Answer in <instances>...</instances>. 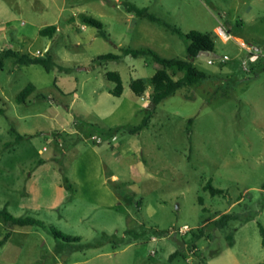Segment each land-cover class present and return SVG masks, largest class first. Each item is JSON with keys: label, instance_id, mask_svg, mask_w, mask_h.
Listing matches in <instances>:
<instances>
[{"label": "rangeland", "instance_id": "1", "mask_svg": "<svg viewBox=\"0 0 264 264\" xmlns=\"http://www.w3.org/2000/svg\"><path fill=\"white\" fill-rule=\"evenodd\" d=\"M127 1L185 34L215 35V53L194 61L209 78L164 100L141 131L161 66L124 49L188 60L187 42L128 13ZM51 25L53 37L39 34ZM5 50L51 56L55 66L7 59L0 71V209L48 227L0 218V264L264 261V0H0ZM106 54L120 58L98 60ZM109 72L121 75L120 97ZM137 79L148 83L142 96L131 88ZM30 84L35 91L18 102ZM209 181L224 194L206 191ZM225 213L255 218L216 228Z\"/></svg>", "mask_w": 264, "mask_h": 264}, {"label": "trees", "instance_id": "2", "mask_svg": "<svg viewBox=\"0 0 264 264\" xmlns=\"http://www.w3.org/2000/svg\"><path fill=\"white\" fill-rule=\"evenodd\" d=\"M125 7L130 14H134L139 18L148 19L149 21L156 23L164 28H167L174 34H178L180 37L184 38L187 42V54L188 60L180 59H165L158 55L155 51L150 49H124L125 55H130L132 57L139 56H152L154 60L161 66V68L154 74L151 79L152 93L150 94V106L148 114L144 118L141 125H139L134 131H141L144 128H147L150 124V121L155 113L156 107L161 104L167 98L176 94V92L185 87L195 86L202 81L209 78V75L205 74L199 70L195 65L194 61L197 59L201 52H208L210 54L215 53V35L214 34H205L198 31H191L188 34L183 33L176 27L169 25L163 19L157 17L156 15L149 12L147 8H141L135 4L127 1L125 2ZM84 21L86 24L97 28L102 34H104V25L97 19L85 17ZM57 27L51 25L40 30L39 34L44 37H53L56 34ZM120 57L113 54L102 55L98 60H118ZM14 59L15 62L19 65H40L43 66L48 72L52 71L55 62L51 56L48 57H33L29 54H21L20 52L13 50H5L0 54V71L3 70L5 60ZM171 70L173 74H180L179 78L175 79L174 75L169 72ZM107 78L116 84V87L111 90V93L120 97L123 94L124 87L121 75L116 72L107 73ZM147 81L144 79H137L132 82L131 88L135 94L142 96L147 87ZM35 91V86L33 84L28 85L17 97V101L22 103L24 102L32 93ZM193 120H190L192 123ZM22 136L18 135V140H22ZM204 189L209 191L213 196L222 195L224 191L217 189L213 186L212 181H209ZM264 207V205H263ZM0 218H2L7 225L10 227L20 226H37L41 228H48L45 223L39 219H36L32 216L27 217H15L13 216L7 208L0 209ZM255 218L254 214H249L247 216L243 214L236 213H225L222 214L218 219L213 221V225L218 229H225L229 226L232 221H243L249 222ZM261 234L263 236L264 243V226L260 224ZM57 239L63 240L67 243L80 242L79 237H72L69 235L62 234L61 232L51 229L50 230ZM133 230H128L127 234H132ZM138 234L137 236H139ZM199 236H196L198 239ZM230 245H233V235L229 236ZM57 253L63 251L62 247H57ZM179 252H175L170 256V260L175 259L178 256ZM259 264H264V261Z\"/></svg>", "mask_w": 264, "mask_h": 264}, {"label": "built area", "instance_id": "3", "mask_svg": "<svg viewBox=\"0 0 264 264\" xmlns=\"http://www.w3.org/2000/svg\"><path fill=\"white\" fill-rule=\"evenodd\" d=\"M216 32H217V35L220 37V38H222V39H224V40H226V39H228V33L227 32H225V30L223 29V28H218L217 30H216ZM228 59V57H225L224 58V60H227ZM213 63V61H211V60H209V64H212ZM98 141L100 142L101 141V139H98ZM180 232H182L183 234H185V233H187V232H189V228L187 227V226H184L181 230H180Z\"/></svg>", "mask_w": 264, "mask_h": 264}, {"label": "water", "instance_id": "4", "mask_svg": "<svg viewBox=\"0 0 264 264\" xmlns=\"http://www.w3.org/2000/svg\"><path fill=\"white\" fill-rule=\"evenodd\" d=\"M201 54H206V55H209V53H208V52H201L199 55H201Z\"/></svg>", "mask_w": 264, "mask_h": 264}, {"label": "crops", "instance_id": "5", "mask_svg": "<svg viewBox=\"0 0 264 264\" xmlns=\"http://www.w3.org/2000/svg\"><path fill=\"white\" fill-rule=\"evenodd\" d=\"M112 178H113V179H117V176H116V175H112Z\"/></svg>", "mask_w": 264, "mask_h": 264}]
</instances>
